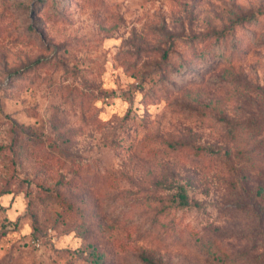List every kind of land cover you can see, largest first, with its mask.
I'll return each instance as SVG.
<instances>
[{
    "label": "rangeland",
    "instance_id": "rangeland-1",
    "mask_svg": "<svg viewBox=\"0 0 264 264\" xmlns=\"http://www.w3.org/2000/svg\"><path fill=\"white\" fill-rule=\"evenodd\" d=\"M94 246L264 264V0H0V264Z\"/></svg>",
    "mask_w": 264,
    "mask_h": 264
},
{
    "label": "trees",
    "instance_id": "trees-1",
    "mask_svg": "<svg viewBox=\"0 0 264 264\" xmlns=\"http://www.w3.org/2000/svg\"><path fill=\"white\" fill-rule=\"evenodd\" d=\"M251 18H253V17H251ZM244 20H246V17L244 18ZM198 55H200V54H198ZM201 56L203 58L202 63H205V62L207 63L210 59L208 57V53H203V54H201ZM182 65L186 66L185 63H182ZM236 129H237V127L229 128V134L231 136V140L237 144L244 138V134L246 136L245 137L246 139H244V141H247V139H249V138L255 137L256 133L255 132H253V133L247 132L246 128H244L242 132L237 131ZM210 151L213 152V150H210ZM214 152L218 155L220 153V151H214ZM221 154H225L226 156H229L231 153L228 150H224V151H221ZM174 195L175 196H174V198H172V202H171L172 206H174V207H178V206L190 207V206L194 205V203L189 199V196H188V194H187V192L183 186L179 187V191H177ZM161 212H164V211H161ZM213 246H214L213 243L207 244V251H209L208 252L209 256L213 260H215V258L218 260H221L220 257L216 255V252H217L216 250L210 251V249L213 248ZM93 254L95 255V261L97 262V264H104L103 259H102L101 250L97 249V247L94 246ZM138 256H139L142 264H162L160 260L156 259L155 256H153V254H151L147 251H144V250L139 251Z\"/></svg>",
    "mask_w": 264,
    "mask_h": 264
}]
</instances>
